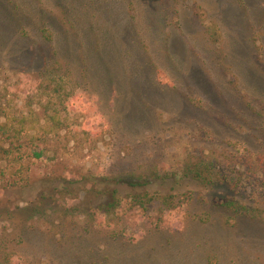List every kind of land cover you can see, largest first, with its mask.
Masks as SVG:
<instances>
[{"label": "rangeland", "instance_id": "obj_1", "mask_svg": "<svg viewBox=\"0 0 264 264\" xmlns=\"http://www.w3.org/2000/svg\"><path fill=\"white\" fill-rule=\"evenodd\" d=\"M3 108L49 156L25 186L0 183V262L264 264V0H0ZM198 159L230 184L153 176ZM135 181L160 198L100 227L94 187Z\"/></svg>", "mask_w": 264, "mask_h": 264}, {"label": "trees", "instance_id": "obj_2", "mask_svg": "<svg viewBox=\"0 0 264 264\" xmlns=\"http://www.w3.org/2000/svg\"><path fill=\"white\" fill-rule=\"evenodd\" d=\"M57 64L55 59L46 62L43 74L49 76L53 69H56ZM56 91H63L59 83L57 84ZM45 107L46 124H50L51 128H62L64 120L60 112L54 107L46 105ZM92 121V118L87 117L85 125H91ZM25 122L26 118H13L5 108L0 109V183L10 189L25 186L30 179L31 167L49 156L47 138L43 137L40 140L35 133L28 136L25 135L23 133L26 126ZM153 176L163 182L174 180V182L179 183L180 181L189 179L206 188H213L223 181H227L230 184L231 181L226 174H222L216 169V164L212 160L205 159H198L193 162L190 160L182 161L174 166H167L165 169L155 171ZM87 179L89 180L91 177L88 176ZM94 179L95 181L97 180L96 178ZM107 180L106 178L100 179V182L103 184ZM106 183L109 184L110 181L108 180ZM139 187L141 185L135 181V183L131 184V191L124 195H121L120 190L116 187L102 189L99 193L95 190L96 187L94 189L90 188L89 190L93 189L95 194H101L102 197L105 196L107 199L101 200L95 207H91L89 211L91 213H88L89 216L94 218L100 227H103L104 225L111 226L113 222L121 221L127 213L136 209L142 210L144 213L150 211L153 203L160 197H157L154 193H150L147 189H138ZM164 198L162 203L164 206H167L168 201L170 199L173 200L174 196L169 195ZM181 198L185 202H188V199H190L187 195H182ZM218 205L236 213L249 212V208L246 205H241L230 199H221ZM146 218H150L151 222L157 227H161V223L165 222L163 217L154 219L152 216L149 217L147 215ZM116 235L123 236V233H117ZM0 264L4 263L0 262Z\"/></svg>", "mask_w": 264, "mask_h": 264}]
</instances>
